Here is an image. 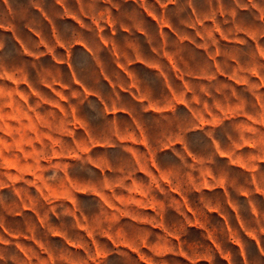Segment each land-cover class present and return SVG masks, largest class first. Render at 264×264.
Segmentation results:
<instances>
[{
	"label": "rangeland",
	"instance_id": "374dc122",
	"mask_svg": "<svg viewBox=\"0 0 264 264\" xmlns=\"http://www.w3.org/2000/svg\"><path fill=\"white\" fill-rule=\"evenodd\" d=\"M63 1L68 16L51 27L40 15L56 14L51 0H0V264H264V112L253 104L264 94L250 77L257 69L264 80V63L252 43L220 44L241 84L190 82L198 99L220 87L243 116L202 122L184 108L135 107L133 121L118 110L131 108L127 94L107 86L79 42L97 49L100 29L119 47L142 44L105 27L107 15L125 24L137 11ZM165 14L187 18L180 7ZM99 57L113 76L109 55ZM129 70L151 101H168L152 71Z\"/></svg>",
	"mask_w": 264,
	"mask_h": 264
},
{
	"label": "crops",
	"instance_id": "0c3cea01",
	"mask_svg": "<svg viewBox=\"0 0 264 264\" xmlns=\"http://www.w3.org/2000/svg\"><path fill=\"white\" fill-rule=\"evenodd\" d=\"M2 1L8 5L7 0ZM124 1L132 4L137 11V17L125 16L124 24L111 20L107 15L105 27L110 35L118 30L123 33L133 31L142 38L143 43H127L119 47L110 37L105 39L100 29L96 30L98 48L105 50L109 55L113 76L106 72L99 57V49L79 42L90 55L107 86L114 92L127 94L131 108L121 107L118 109L121 113L133 121L137 118L135 107H139L140 112L153 113L167 110L173 112L184 108L202 122L213 116L221 119L244 115L243 107L238 103H227L224 97L219 96L223 94L220 87L214 89L217 95H212V99L208 90L203 91V95L198 99L192 95L190 82L209 85L213 80L219 79L223 84H241L236 78L237 59L220 47V44L226 42L231 43L230 46L234 50H239L238 47L243 41H250L255 57L262 58L261 63H264V48L259 44V41L264 39V0H165L163 3L159 0L150 3L145 0ZM77 4V8L82 9L78 1ZM51 6L56 8V14L52 15L40 8V15L53 27L55 20L61 21L67 18L68 14L67 5L63 0H51ZM168 6L185 9L187 18L169 20L165 14V8ZM112 9L115 10L116 7L112 6ZM32 32L39 37L37 32ZM52 35L55 36L54 29ZM168 36L174 50L167 47ZM60 40L61 37L58 36V46L61 47ZM181 47L189 49L188 54L179 52L178 48ZM227 55L230 56L229 63ZM59 63L61 64V60ZM226 63L232 68L229 73L224 70ZM135 64L152 71L164 82L163 85L169 92L166 103H156L145 96L139 78L129 70V67ZM250 73L253 87L260 89L261 94H264L263 77L257 69H251ZM119 76L122 77L123 83L117 82L116 78ZM178 84L180 91L174 89ZM195 104L197 107H194ZM253 104L257 112H264V102L256 93L253 95Z\"/></svg>",
	"mask_w": 264,
	"mask_h": 264
}]
</instances>
